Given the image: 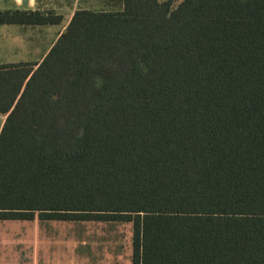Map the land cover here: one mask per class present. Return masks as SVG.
Segmentation results:
<instances>
[{"label": "trees", "instance_id": "obj_1", "mask_svg": "<svg viewBox=\"0 0 264 264\" xmlns=\"http://www.w3.org/2000/svg\"><path fill=\"white\" fill-rule=\"evenodd\" d=\"M122 1L0 63V218L131 222L133 264H264V0Z\"/></svg>", "mask_w": 264, "mask_h": 264}, {"label": "crops", "instance_id": "obj_2", "mask_svg": "<svg viewBox=\"0 0 264 264\" xmlns=\"http://www.w3.org/2000/svg\"><path fill=\"white\" fill-rule=\"evenodd\" d=\"M13 3L7 9H35L37 0ZM6 116L0 113V131ZM33 215L0 218V264H133L132 244L127 245L126 252L122 248L118 231L122 221L42 219L38 212Z\"/></svg>", "mask_w": 264, "mask_h": 264}, {"label": "rangeland", "instance_id": "obj_3", "mask_svg": "<svg viewBox=\"0 0 264 264\" xmlns=\"http://www.w3.org/2000/svg\"><path fill=\"white\" fill-rule=\"evenodd\" d=\"M180 1L182 0H173V6H177ZM13 2L14 0H0V9H7L8 6L13 7ZM122 2V0H37V4L33 8L62 14V22L38 25L0 24V63L41 61L56 42L60 33L66 28L76 10L81 8L99 11L120 10L123 8ZM21 7L27 6L21 5ZM58 223L66 224L68 222L58 221ZM65 228L67 227L64 226ZM118 231L122 234V248L126 252L127 245L132 244L133 241V224L122 221Z\"/></svg>", "mask_w": 264, "mask_h": 264}]
</instances>
